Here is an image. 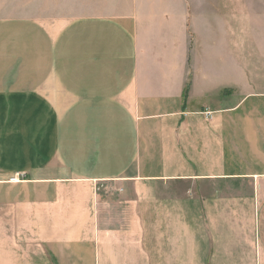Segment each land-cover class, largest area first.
Segmentation results:
<instances>
[{"label": "crops", "instance_id": "1", "mask_svg": "<svg viewBox=\"0 0 264 264\" xmlns=\"http://www.w3.org/2000/svg\"><path fill=\"white\" fill-rule=\"evenodd\" d=\"M0 264H264V0H0Z\"/></svg>", "mask_w": 264, "mask_h": 264}, {"label": "rangeland", "instance_id": "2", "mask_svg": "<svg viewBox=\"0 0 264 264\" xmlns=\"http://www.w3.org/2000/svg\"><path fill=\"white\" fill-rule=\"evenodd\" d=\"M250 70H251V66H250ZM255 78H256V75L254 73L249 74V82L250 83H254Z\"/></svg>", "mask_w": 264, "mask_h": 264}, {"label": "built area", "instance_id": "3", "mask_svg": "<svg viewBox=\"0 0 264 264\" xmlns=\"http://www.w3.org/2000/svg\"><path fill=\"white\" fill-rule=\"evenodd\" d=\"M203 114H204L206 117H210V116L212 115V113L209 112V111H206V112H204Z\"/></svg>", "mask_w": 264, "mask_h": 264}]
</instances>
